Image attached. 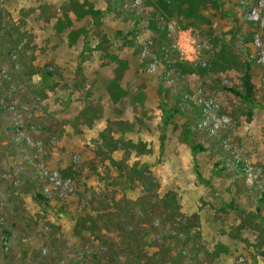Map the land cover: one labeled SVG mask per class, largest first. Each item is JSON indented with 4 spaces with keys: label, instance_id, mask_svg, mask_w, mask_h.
Here are the masks:
<instances>
[{
    "label": "rangeland",
    "instance_id": "374dc122",
    "mask_svg": "<svg viewBox=\"0 0 264 264\" xmlns=\"http://www.w3.org/2000/svg\"><path fill=\"white\" fill-rule=\"evenodd\" d=\"M113 4L114 17L128 22L117 36L113 29V49L134 61L136 85L152 93L134 105V89L127 107L111 104L109 120H123L101 137L125 121L158 136L156 147L119 145L123 161L108 156L113 144H93L78 125L73 145L56 131L67 119L64 98L45 88H71L75 74L34 53L40 0H0V264H264V0ZM100 52L102 61L109 53ZM247 69L252 104L229 90H242ZM88 91L84 85L83 102L93 111ZM205 105L213 133L199 126ZM117 107L128 113L116 115ZM92 119L89 112L80 121ZM171 137L187 144L188 168L167 161L178 153ZM191 142L206 150L194 157ZM135 152L157 161L134 160ZM187 169L195 178L178 174L172 186L192 203L186 216L180 197L159 186ZM40 170L70 179L68 196L42 194L49 180H39Z\"/></svg>",
    "mask_w": 264,
    "mask_h": 264
},
{
    "label": "crops",
    "instance_id": "0c3cea01",
    "mask_svg": "<svg viewBox=\"0 0 264 264\" xmlns=\"http://www.w3.org/2000/svg\"><path fill=\"white\" fill-rule=\"evenodd\" d=\"M113 2L115 0H40L44 9L36 10L40 18L38 22L32 23L34 28L32 44H34L36 56L39 50H43L45 58L49 59L50 62L66 68L69 76L75 74V84L71 88L65 87L66 89H59L60 85L56 86L53 90L45 88L46 91L50 90L49 92L54 93L55 98H60L59 96L64 98V104L60 108L61 110L64 108L62 116L67 119L62 121L64 124L62 123V127H58L59 129L56 131L64 133L66 135V137L64 136L66 142L69 145H73L71 138H79L76 126L78 125V127L88 132L87 134L92 137L93 144L102 145L107 142L113 144L115 147L112 148L108 156L113 160L123 161L125 159L121 153L123 149L118 147L119 145L128 144V142H138V144L139 142H143L145 144L148 143L150 147H156L158 145V136L157 133H148L145 127L140 128L139 125H132L130 122L125 121L122 122L121 126L118 125L116 129H113L111 135H107L106 138L101 137L107 128L110 127L111 122L114 121L113 119H116L109 120L113 112H110L109 106L111 104L119 106L118 104L123 102L124 107H127L126 102H129L131 91L133 90L134 92V89L139 90L136 93L138 95L152 93L150 89L147 91L148 88L146 90L143 85H136L135 82L137 81L133 72L134 61L124 60V51L120 52L113 49L115 46V42H113L115 39L114 35H119L121 33L120 28L128 25V22H125L121 17H114L116 15L111 11V7H109V4L114 6ZM30 13H32L31 10L27 11L23 18L27 19ZM18 16L20 17L19 13ZM41 26H44L43 30L40 28ZM114 28L116 30L113 35ZM112 42L113 44H111ZM102 43H107V48H104V44ZM100 51H107L109 53L101 54L102 61H99L95 57L96 53ZM119 52L123 56L119 55ZM121 58H124L122 59L123 61L119 60ZM132 83L133 85H131ZM84 85L89 87V91L86 94L93 98L96 104V109L93 111H90L88 106L84 105L83 97L86 96L83 93ZM63 93H66V95L62 96ZM144 97V95H140L135 99L136 97L132 96V103L140 105L141 100L145 101ZM124 107H119L120 109L117 107L114 110L116 111L115 114L122 111L124 115V110H122L126 109ZM88 111L90 114H93V119L87 125L80 120L89 113ZM127 113L128 109H126ZM126 119L131 120V117L126 116ZM116 120H123V117ZM168 140H166V143ZM175 140L172 139L170 141L175 143L178 153L169 155L167 161L173 162L176 167L177 163H184V166L188 168L190 155L188 150L187 152L185 150L187 144L179 142V138H175ZM155 156L156 154H153V157ZM153 157H147L145 154L135 152L134 160H142L143 163L146 160L153 162ZM156 158H154V161H157ZM129 161L130 159L125 160V162ZM154 169H156V174L161 173L159 167L155 166ZM185 173L186 177L195 178L194 175L189 174L191 172L188 169L185 171L180 170L173 174L174 177H169L168 182L161 181L159 191L172 192L180 197L184 192H180V189L177 190L172 186L174 182H179L178 180H174L175 176L177 177L178 174L183 175ZM178 177L180 178V175ZM203 181L200 180L201 183ZM196 186L200 193H204V188H201L199 184H196ZM206 194L210 195L208 191H206ZM209 198L204 196L203 200L211 203ZM180 199V211L187 216V214L192 212V209L189 207L192 203H185L181 197ZM200 213L199 211L198 214Z\"/></svg>",
    "mask_w": 264,
    "mask_h": 264
},
{
    "label": "built area",
    "instance_id": "2783aa9c",
    "mask_svg": "<svg viewBox=\"0 0 264 264\" xmlns=\"http://www.w3.org/2000/svg\"><path fill=\"white\" fill-rule=\"evenodd\" d=\"M133 5H138L140 0H132ZM156 65L155 63H149L146 66L147 71H153L155 70ZM9 108H12L10 106ZM203 120L199 124V126L204 127L209 130V132L213 133L216 124H212L209 121V115L206 113V105L204 106L203 109ZM37 177L41 181H45L44 179L49 180L48 185H44L42 187L41 193L46 195L47 197L51 195H55L58 198L64 199L68 196V193L71 191V184H70V179H63L59 176V173L57 171H47V170H40L37 174ZM6 243V242H5Z\"/></svg>",
    "mask_w": 264,
    "mask_h": 264
},
{
    "label": "trees",
    "instance_id": "16d2710c",
    "mask_svg": "<svg viewBox=\"0 0 264 264\" xmlns=\"http://www.w3.org/2000/svg\"><path fill=\"white\" fill-rule=\"evenodd\" d=\"M44 77L47 79L50 77L49 73L44 74ZM229 90L236 96H238L240 99H242L244 102L252 104L254 102V97H253V84L251 81V77L249 74V70L247 69L242 77V90H237L235 88H229ZM163 109L165 110V107H163ZM167 113V110H166ZM192 143V142H191ZM161 148H163V143L161 144ZM191 150L193 155L195 156L197 153L205 151L206 148L198 143V144H191ZM115 163H119V162H115ZM133 171L137 172V167L133 166L132 167ZM198 178H200V180H204L202 179V177L198 174Z\"/></svg>",
    "mask_w": 264,
    "mask_h": 264
}]
</instances>
